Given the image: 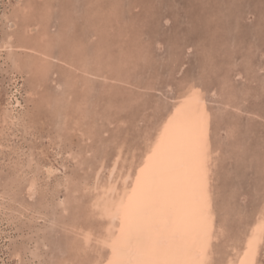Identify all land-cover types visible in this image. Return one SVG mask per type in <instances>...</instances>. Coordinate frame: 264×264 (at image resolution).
<instances>
[{"label":"rangeland","instance_id":"374dc122","mask_svg":"<svg viewBox=\"0 0 264 264\" xmlns=\"http://www.w3.org/2000/svg\"><path fill=\"white\" fill-rule=\"evenodd\" d=\"M33 1L35 7L32 9V18L36 20L39 16L40 8L43 6V2L42 0ZM27 2V0H23L22 2L20 0H0V50H4L0 51V132H2L0 133V264H56L59 258L65 259L71 256L67 247V241L72 238L73 235L64 229V225H62L64 221L62 217L64 216L61 217L60 212H58L56 209L57 207H55L56 204L52 203L51 193L53 188L56 187L55 183L64 179L63 177H65V175L71 174L77 178V174H80V171L79 166H76L77 163L71 161L70 158L65 155L67 148H74L76 144L65 141V135L68 131L64 126V116L60 114L61 111L59 112L57 105H55L56 107L53 105L54 108L51 106L52 110L50 111L51 108L48 102L46 104L42 97L50 98V94L47 93L51 91L54 95L56 93L58 94L57 96H65L59 84L66 79L69 70L63 72L61 71V69H63L61 68L62 66L60 65L61 67H59V64H57L58 62L54 63L57 67H52L54 70L49 73L48 80H46L47 78L45 77L42 78L41 82L43 85L40 84L39 88L36 89L38 92L34 94L29 93V91H31L30 88L35 85L34 82L36 83L37 78L34 76L33 72L31 74L32 70L29 68L31 67L29 66L31 59L29 54L19 48V45H21L20 41H24L23 37L25 34L23 32L25 31V20L29 17V14H27L23 16V19L22 13L20 12L22 10L21 7H23V5L26 6ZM97 2L99 1L55 0L57 9L55 8L54 13L51 14L52 19H49L51 27L53 26L55 28L54 30H57L60 29V26L63 24V9L60 4L72 5L71 11L73 18L76 20L77 27L80 31H87L85 37L88 39L89 35H91L90 30H93V26L97 23L95 22L97 19L94 20L92 16L89 17L86 12L87 10L91 11V7L94 8L95 4L98 5ZM105 2L106 8L104 6V9H106V18L109 10H112L113 4L112 0H105ZM101 3H104V0H101ZM122 3L123 6L125 5L127 8H122L123 6L120 8V6H118L116 10H118L119 13L121 12L119 15L123 13L122 22L124 23L123 26H126L124 29H127V26L131 28L125 31H134V35L135 33L136 35L143 33L142 41L145 42L143 43V48H145L144 51L148 50L152 53V56L148 57L149 59L146 61L145 59H140V57L136 58L138 59L135 60L136 63H138V65L136 64L137 70L133 72L131 69L133 65H127L126 69L131 71L125 73L127 70H123V73H125V76L128 74L127 76H130L131 80L133 79L132 81L135 85H142L146 80L150 81V85L153 87L155 86V90L151 92L148 90L142 92L141 88H136V90L134 89L131 91L132 95L136 97L135 99L131 93L128 92L129 89H117L120 95L119 97H121V94L122 96L131 95L130 97L133 98L134 102L132 105L134 107L128 104L126 106L124 105L125 108L124 106L121 107L122 110L115 107L116 109L114 110L116 112L120 110L119 113L117 112L119 117L121 113L123 116L125 115L124 118L126 117V123L118 124L115 121L116 117H114L115 125H109L107 127L108 129L106 128L108 132L104 139H101L97 142L98 144L96 143L97 145H94V147H96L95 150L101 153V155L105 154L106 157L105 166L102 169L104 174L102 180H105L106 177L110 175L111 162L117 152L119 139L123 141L129 140L131 142L125 141L128 144H126V146H128L127 148L139 144L142 135L149 132L151 128L157 124L155 104L163 105H159L162 109L166 104H168L166 107H170L172 105L171 102H173L172 99L174 100V94L184 79L192 78L196 79L197 82L199 81L200 84L202 82L207 93L206 99L208 101V106L212 109V116L213 119H215L213 120V124L215 125H213V127L215 129L218 127L220 128V130L216 129L218 131L214 129L216 131L214 134L217 136L215 141L221 148L215 177V205L219 211V219L226 218V224L228 223L229 225H226L225 234H221L220 239L216 242L215 264H223V262L226 261L227 255L232 252L231 248L237 242L236 238L245 233L247 224L250 223L253 214L264 201V0H124ZM17 12H19L20 18H16L17 26L14 30L17 34L14 43L16 47L11 49H14L12 52L8 47L4 46V40L5 36H8V34L13 31L11 26ZM88 19L91 20V22ZM135 22L137 26L134 24ZM131 24L135 25L134 28H132L133 26ZM33 36L35 35H32V38ZM115 39L114 37V40ZM114 40H112L114 42L112 45L116 46V41ZM118 40L119 39H117V43L122 44L121 41L119 40L118 42ZM124 40L129 43L127 37L124 38ZM127 43L125 46H127ZM125 46L124 48L127 49ZM128 49L126 52L128 51L127 53H130L131 50ZM58 50L57 53L60 52ZM132 50L134 52V49ZM17 54H21V56H17ZM210 55H212L214 63L210 67H207V64H209L207 59H209ZM16 57L19 59L17 58L16 60ZM178 65L183 66L180 73L178 68L181 66ZM145 69L147 71H145ZM224 74L228 76L226 77ZM31 75L36 79L33 83L31 79L33 81L34 78ZM119 75L121 77L122 74L120 73ZM224 77L227 79L223 80ZM200 78L203 80L201 81ZM219 78L222 81H219ZM134 79L135 81L140 80V83L139 81L135 82ZM44 82L46 85H44ZM93 84H96L93 88L95 90L91 92L90 96L88 94V102L89 100L91 102H89L91 105L90 108L93 105L96 107L95 97L97 99L99 95L98 92H102L101 89L98 90V88L102 87L98 85L100 83L97 82ZM173 85L175 87H173ZM34 87L36 88V86ZM56 89L61 91L58 92ZM93 89L91 88V90ZM219 89H221V91ZM43 93L47 96H43ZM229 93L231 94V96H229L231 98L227 95ZM228 99L234 100V105L239 107L238 111L233 109V107L232 109H223L222 101H228ZM30 100L33 101L31 102ZM40 102L43 103V105ZM160 102H164L165 104ZM141 104L143 106H141ZM38 106H43L41 112ZM46 106L47 108L49 106V108L47 109ZM64 106L66 105L64 104L63 107ZM58 107H60V104H58ZM43 108L45 111H43ZM72 108H70V113L73 110ZM132 108L136 109L133 110ZM30 110L31 112H29ZM56 111L60 118H57L58 116L55 114ZM51 112H53L54 115L51 114ZM49 113L52 115L51 117L48 115ZM24 114L29 115L26 119L29 122L24 121L26 124L22 123L23 120H19L21 119L20 116ZM36 114L39 116H36ZM139 114L141 115L139 116ZM8 116H12L13 120H10ZM123 116L120 118L123 119ZM142 116L143 118L140 119ZM152 117L156 119L154 120ZM5 118L7 120H5ZM128 120L131 122L129 123ZM56 121L62 123L58 122L54 124L53 122L56 123ZM150 121L152 122L149 124ZM60 124L63 125L61 126ZM144 124L145 126H143ZM130 127L132 128L130 129ZM114 130L122 133L123 138H120L122 136H119V132L114 133ZM6 131L8 134H6ZM139 131H142V133ZM3 132L6 135H4ZM112 132L114 134H110ZM132 132L137 133L133 134ZM113 135L117 136L114 137ZM139 135L141 137H139ZM72 137H77V134H74ZM74 141L76 142V140ZM104 141L108 142L105 143ZM112 148H114V150ZM228 152L230 155H228ZM91 156L92 160L90 161L92 162V168L89 173L92 177V173L95 171V160H97V158L93 153ZM46 166H53L56 168V172H58L54 174L53 177L48 178L44 169ZM22 168L24 170H22ZM15 175H17L16 178L18 180L14 179ZM34 175L36 176V180H34ZM12 179H14L15 182L12 181ZM31 183L35 184L33 191L29 189ZM28 190L31 191L28 192ZM65 192V189L61 187L60 195H64ZM225 205H227L229 209H227ZM4 206L5 208H3ZM32 206L35 207V209ZM44 206H46V208ZM32 208L33 210H31ZM40 208L43 209V211ZM83 210L84 208L82 211ZM56 215L58 221L56 220ZM29 216L31 217L29 218ZM87 224H89V222H87ZM62 229H64L65 232ZM44 241H46V247L43 244ZM216 248H218V250ZM95 254L94 252H92V254L89 252L91 258H93ZM84 258L86 261L89 257ZM259 260L261 264H264V244L260 251ZM86 264L89 263L86 261Z\"/></svg>","mask_w":264,"mask_h":264},{"label":"bare ground","instance_id":"6f19581e","mask_svg":"<svg viewBox=\"0 0 264 264\" xmlns=\"http://www.w3.org/2000/svg\"><path fill=\"white\" fill-rule=\"evenodd\" d=\"M20 1L22 2L23 0ZM27 1V5H23L20 12L22 13V18L27 14H29V17H27V20H25L26 23L24 30L26 33L25 31L23 32L25 34L23 37L24 41H20L21 45H19V48L25 53L27 52L29 54L31 59L30 62L27 61L29 62V66H31L29 68L32 70L31 74L33 72L34 76L37 78L36 80L34 76L31 75L34 78L33 81L31 79V82L33 83L36 80V83L34 82V86H36V88L32 86L29 93L34 94L38 92L36 89L39 88L40 84H42V78L45 77L47 78L46 80H48L49 73L53 72V66H56L54 63L58 62L57 64H59V67L62 66L61 68L63 69H61V71L63 72L69 70L68 72L66 71V79L63 80V82L61 81L62 83L59 84L62 89V93L63 95L65 94V96L60 97L57 96L58 94L56 93L54 95L51 91L50 93H47L50 94V98L46 97L47 95L45 96L44 93L43 96H45L47 99L42 97L46 104L48 102L50 108L51 106L53 107V105L54 107L57 105L59 112L61 111L60 114L64 116V126L68 131V133L65 135V141L76 144L74 148L68 147L65 151V155H67L71 161L77 163L76 166H79L80 171V174H77V178L71 174H67L61 181H56V187L53 188L51 193L52 203L56 204L55 207H57L56 209L58 212H60L61 217L64 216L62 217L64 218V221L62 220L64 223H62V225H64V229L73 235L72 238L68 239L67 241V247L71 253V256L65 259L59 258L56 264H86V261L89 264H140L141 261L146 259L160 261L161 264H215L216 242L220 239L221 234H225V228L228 223L226 224V218L219 219V211L215 205V177L217 174L216 168L221 153V148L215 141L217 136L214 133L218 131L216 129L220 130V128L218 127L215 129L213 127V120L215 119H213L212 116V109H210L208 106V101L206 99L207 93L204 86L202 85V82L200 84L196 79H184L177 88V91L174 94V100L172 99L173 102H171L172 105L170 107H166L168 105L166 104V106L162 109L159 107L160 104H155V116L157 117V124H154L155 126H153L149 132L142 135V137L139 135V137H141L139 144L127 148L128 146H126V142L130 141L125 140V142L122 139H119L120 143L118 142L117 152L116 154L114 153L115 156L111 162L112 166L110 175H108L105 180H102V176L104 175L102 169L105 166L104 163L106 161V157L105 154L101 155V153L95 150L96 147H94V145L101 139H104L108 132L107 127L109 125H115L114 117H116V123H126L127 120L125 121V115L123 116L121 113L123 119L120 118L121 116L119 117L118 114L120 110H118L117 113L114 109L117 107L118 109H121V107L124 105L126 106L127 104L129 106L132 105L134 101L133 98L130 97L132 95L131 91L134 89L136 90V88H141L142 92H146L147 90L151 92L155 90V86H151L150 81L148 80H146L142 85H135L132 81L133 79L131 80V77L127 76L128 74L126 76L124 75L125 73L131 71L126 69L127 65H133L131 69L134 72L137 70L136 64L138 65V63L135 61L138 60L136 58L140 57V59H145L146 61L149 59L148 57L152 56V53H150L148 50L144 51L145 48H143V43L145 42L142 41V32V34H138V36L136 33L135 35L133 34L134 31H125L131 28H128L127 26V29H124L126 26H123L124 23L122 22L123 13L119 15L121 12L119 13L118 10H116L118 6H120V8L123 6L122 2L124 0H112L113 8L111 7L112 10H109L106 18V9H104V6L106 8L105 0L104 3H101V0H98V5L95 4L94 8L91 7L93 10H87L86 13L89 17L92 16L94 20L97 19L95 21L97 23H95V26H93V30H90L91 35H89L88 39L85 37L87 31H80V29L77 27L76 20L73 18L71 11L72 5L68 6L63 5L62 3L60 4L63 9V24L60 26V29L54 30L55 28L53 26L51 27L49 19H52L51 14L54 13V10L57 6V4H55V0H42L43 6L40 8V13L36 20L32 18V9H34L35 3L33 0H30L31 2L29 0ZM124 6L122 8H127V6ZM15 15L14 22L11 26L13 31L11 33L9 32L10 34L5 36L4 40V46L8 47V49L12 52L14 49H11L16 47L14 45L15 39L17 38V34L14 31L16 29L15 27L17 26L16 18H20L19 12H17ZM89 21L91 22V20ZM134 24L136 25V22ZM135 25H132V28H134ZM32 35L35 36L32 38ZM114 37L116 38L115 40ZM126 37L128 38L129 43L125 42L126 40H124V38ZM117 39H119L122 44L117 43ZM112 40L116 41V46L112 45L114 43ZM126 43L127 46H125ZM124 46L127 47V49L129 48L131 52L127 53L128 51L126 52L127 49L124 48ZM132 49H134V52ZM57 50L60 52L57 53ZM17 56H21V54H17ZM17 58L18 57H16V60ZM207 60L209 63L207 64V67H210L214 63L212 55H210L209 59ZM178 66H181L180 68L176 66L180 73L183 66ZM123 70H127V72L123 73ZM145 71L147 70L145 69ZM119 72L125 77L122 75L120 77ZM224 75L226 76V74ZM224 79L227 78L224 77L223 80ZM220 80L221 79L219 78V81ZM136 81H139L140 83V80ZM91 82H98L100 83L98 85L102 86L101 88H98V90L101 89L102 92L100 93V91H97L99 94L97 99L94 96L96 107L93 105L91 107L92 109L90 108L91 105L89 104L90 100L88 102V97L91 95V92L95 90L93 88L96 84L94 85ZM44 85H46V83ZM173 87L175 86L173 85ZM91 88L93 90H91ZM118 88L119 90L129 89L128 92L131 93V95L127 96L125 94L126 96H122L121 94V97H119L120 95L117 92ZM56 90L58 91V89ZM219 90L221 91V89ZM230 93L227 94L228 97L231 96ZM132 96L136 99L134 95ZM42 98L39 99L43 100ZM30 101L32 102L33 100ZM34 102L33 104L35 105ZM40 103L37 104L43 105V103ZM160 103L165 104L164 102ZM58 104H60V107H58ZM64 104L66 105L64 106L65 110L63 107ZM222 105L223 109L226 110L232 109V107L237 111L239 109L238 106L234 105V100L231 99H228V101L226 100L224 102L222 101ZM141 106L143 105L141 104ZM38 107H40L39 110L41 112V108L43 106ZM70 108L73 109L71 113ZM51 110L52 108L50 111ZM43 111H45V109ZM29 112H31V110ZM57 113L58 112L56 111L55 114ZM51 114H53V112H51ZM51 114L49 113L48 115L51 117ZM145 114L144 116L146 117ZM140 115L141 114H139V116ZM28 116V114L21 115V119L19 120H23L22 123L26 124L24 121H27L26 119ZM36 116L39 115L36 114ZM56 116H58V114ZM8 118L13 120L12 116H8ZM57 118L60 117L58 116ZM142 118L143 116L140 119ZM5 120L7 119L5 118ZM58 122L56 121V123H53L57 124ZM130 122L131 121H129V123ZM151 122L152 121H150L149 124ZM143 126H145V124ZM131 128L132 127H130V129ZM115 132L116 131L114 130V133ZM114 133L112 132L110 134ZM140 133H142V131ZM6 134H8V132ZM74 134H77V137H72ZM119 136H122V133H120ZM120 138H123V136ZM74 140H76V142ZM107 142L108 141L105 143ZM112 149L114 150V148ZM92 153L95 155L97 160H95V171L92 173L93 175L91 177L89 171L92 168V162L90 161L92 160ZM228 155H230L229 152ZM44 169L48 178L53 177L54 174L58 172H56V168L53 166H46ZM22 170L24 169L22 168ZM16 176L17 175H15V178L13 176V178L17 179ZM34 178V180H36L35 175ZM14 179H12V181H14ZM34 185V183H31L30 188H28L33 191L35 188ZM61 187L66 191L65 194L62 193L64 195H60ZM30 191L28 190V192ZM44 207L46 208V206ZM225 207L229 209L227 205H225ZM3 208H5V206ZM33 208L35 209V207ZM33 208L31 210H33ZM83 208L84 210L82 211ZM41 210L43 211V209ZM11 213L10 215L12 216ZM30 217L31 216H29V218ZM87 222H89V224H87ZM64 229L62 230L64 231ZM137 234L140 235L142 243H151L156 246L158 251L155 255H146L142 251L140 245H138L134 239L132 244L129 245L130 236H135ZM236 240L237 242L231 248L232 252L230 254L228 253L229 255L226 254V261H224L223 264H261L259 255L264 244V201L253 214L250 223L247 224L245 233L237 237ZM43 244L45 247L47 246L46 241H44ZM216 249L218 250V248ZM89 252L91 254L92 252L96 254L93 258H91ZM84 257L89 258H86L87 260L85 261Z\"/></svg>","mask_w":264,"mask_h":264},{"label":"snow or ice","instance_id":"6c2138e0","mask_svg":"<svg viewBox=\"0 0 264 264\" xmlns=\"http://www.w3.org/2000/svg\"><path fill=\"white\" fill-rule=\"evenodd\" d=\"M133 239L136 241V243L138 245H140L142 251L146 254V255H155L158 251V249L156 248L155 245L151 244V243H142L141 241V237L139 234L135 235V236H130L129 238V245L132 244ZM114 251H115V247H114ZM140 264H161L160 261H156V260H152V259H146L140 262Z\"/></svg>","mask_w":264,"mask_h":264}]
</instances>
